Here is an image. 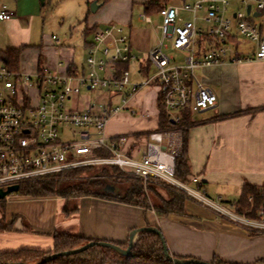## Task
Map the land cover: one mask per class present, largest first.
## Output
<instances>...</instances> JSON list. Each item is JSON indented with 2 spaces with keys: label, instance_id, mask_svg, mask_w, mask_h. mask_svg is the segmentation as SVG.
<instances>
[{
  "label": "crops",
  "instance_id": "0c3cea01",
  "mask_svg": "<svg viewBox=\"0 0 264 264\" xmlns=\"http://www.w3.org/2000/svg\"><path fill=\"white\" fill-rule=\"evenodd\" d=\"M94 2L98 8L92 13L90 5ZM145 3L148 0H0V10L5 6L15 14L9 21L0 20V53L22 48L18 72L24 74L64 73L69 67L82 70L94 33L120 25L133 53L145 59L154 49L153 43L143 27L147 23L136 21L132 10L133 4L144 8ZM47 8H61L64 14L54 26L45 15ZM183 17L191 19L188 14ZM147 65L139 62L130 67L132 83L149 76L142 71ZM3 66L0 58V69ZM196 71L201 74L196 77L199 82L218 97V105L192 114L188 178L199 177L212 199L232 207L244 185L264 188V62ZM129 93L130 87L108 93L109 103L113 105L114 99H120L122 105ZM158 101L155 86L142 89L129 99L126 110L116 115L121 116V130L116 131L111 122L108 125L110 138L128 137L125 150L137 159L142 157L145 135L158 129ZM109 191L115 193L114 188ZM159 198L155 196L152 202L159 204ZM14 199L6 201L15 218L14 230L8 233L34 231L44 235L47 241L33 250L52 251L56 234L114 244L129 243L133 237L136 243L142 236L140 229L155 227L162 232L169 253L181 260L212 264L215 258L233 264H258L264 260V231L248 230L191 201L186 204L185 216L159 218L154 209L95 197L79 198L75 208L68 211L66 201L58 197ZM27 221L29 227L25 225Z\"/></svg>",
  "mask_w": 264,
  "mask_h": 264
},
{
  "label": "built area",
  "instance_id": "2783aa9c",
  "mask_svg": "<svg viewBox=\"0 0 264 264\" xmlns=\"http://www.w3.org/2000/svg\"><path fill=\"white\" fill-rule=\"evenodd\" d=\"M232 3H239L242 9L230 18ZM201 12L203 17H199ZM183 14L191 19L186 20ZM158 15L162 40L145 59L133 53L123 27L110 25L94 33L82 70L69 67L64 73L40 71L31 75L13 72L5 65L0 69V190L55 180L74 170L118 168L139 180L145 189L160 185L248 230L264 231L263 211L260 220L247 219L227 210L221 200L212 199L199 177L185 182L177 179L181 132L150 134L141 159L127 154L128 137L110 138L107 134L111 119L126 110L129 99L151 86L158 89L159 101L176 125L186 110L199 113L215 108L218 97L199 82L195 71L264 62V0H186L180 5H164ZM14 16L5 6L0 10L1 21ZM138 20L152 23L144 10ZM200 20L211 25L207 32L198 28ZM199 37L206 38L200 50ZM165 41L186 53L183 65L165 55ZM139 62L152 66L155 73L132 83L130 68L124 66ZM128 87L131 93L122 105L109 103L101 114L68 106L84 90L119 93ZM66 132L71 133L69 140L62 138Z\"/></svg>",
  "mask_w": 264,
  "mask_h": 264
},
{
  "label": "trees",
  "instance_id": "16d2710c",
  "mask_svg": "<svg viewBox=\"0 0 264 264\" xmlns=\"http://www.w3.org/2000/svg\"><path fill=\"white\" fill-rule=\"evenodd\" d=\"M186 0H150L144 4V11L147 15H158L164 5L172 3H183ZM205 37L197 39V49H201ZM23 49L10 48L0 53V58L4 65L13 72L19 71V62ZM125 69L130 66L125 65ZM150 66L147 65L142 71L149 74ZM158 129L156 132L178 131L182 133V149L176 159V177L185 182L190 176V165L188 157L189 130L193 125L191 110H186L182 114L180 124H174L167 116L164 106L158 101ZM264 109V108H262ZM152 134V133H151ZM150 134L145 135L147 138ZM95 177H98L95 179ZM59 181H42L37 183L21 185L19 192L15 195L29 198L58 197L68 202L70 199L83 197H95L123 203L125 205L143 208L145 210L154 209L159 218L170 216H185V207L189 201L185 196L169 189L167 197L161 198L156 194L152 185L144 188L143 184L130 176H127L118 168L101 169L85 168L64 173ZM109 188L115 189V193L107 192ZM147 191H152L158 198L159 204L151 203ZM3 207L6 200H0ZM5 208V207H4ZM233 212L239 216L251 220H260L259 213L264 212V188L246 184L242 188V193L234 204ZM65 211L68 208L65 206ZM15 221L9 223L5 219H0V232H12ZM160 231V230H159ZM161 232V231H160ZM162 233V232H161ZM163 236L153 232H145L135 243L131 254L125 256L114 249L95 245L94 247L70 256L59 257L55 261L47 264H173L168 261L163 249ZM91 242L84 238L69 235L56 234L54 236V248L52 251L44 252L33 249H22L19 251L3 252L0 254V264H40L44 259L63 252L79 250ZM120 249L128 248L129 243L115 244ZM178 259V258H177ZM181 260V259H179ZM193 260V259H191ZM201 262V261H200ZM195 264V263H189ZM213 264H233L215 258ZM264 264V260L258 262Z\"/></svg>",
  "mask_w": 264,
  "mask_h": 264
},
{
  "label": "rangeland",
  "instance_id": "374dc122",
  "mask_svg": "<svg viewBox=\"0 0 264 264\" xmlns=\"http://www.w3.org/2000/svg\"><path fill=\"white\" fill-rule=\"evenodd\" d=\"M95 3V2H94ZM92 3L90 5V10L92 12ZM174 4H179V3H174ZM143 5H138V4H133L132 10H133V17H135V20L137 21L139 15L143 12ZM242 8L240 7L239 3H232L229 7V15L228 17L232 18L233 14L237 12L238 10H241ZM93 13V12H92ZM46 17L52 22V26L55 25V23L60 19V17L64 16L62 9L55 8H47ZM204 13L201 12L199 17H203ZM152 23L151 24H144L143 27H145L148 32L150 33L151 40L153 43V47L156 48L160 44L162 40V31L158 28L162 24L161 17L159 15H152L150 16ZM186 20H189L190 18L187 17L185 18ZM258 22H261L262 19L259 18L257 19ZM198 28L208 31L211 27L210 24L205 23L203 21H198L197 22ZM120 26V25H119ZM50 27V26H49ZM122 27V26H121ZM76 29V27L73 28V30ZM52 31V29H49ZM235 32V29H234ZM51 33V32H50ZM60 35V34H59ZM244 50L247 49L246 46L242 47ZM163 51L165 55L169 58H173L175 61V64L183 65L184 60L186 58V53L174 49L172 46V43L170 41H165V46L163 48ZM155 73V70L152 66H150L149 69V75H152ZM195 76L200 78L201 74L196 71ZM109 92L107 90H95V91H87L84 90L82 93L77 97L74 98L73 102L68 104L69 107H74V106H79L80 110L85 111L88 108L92 111V113L95 114H101L102 107L106 106L109 104ZM114 106H120L121 101L120 99H117L113 101ZM94 106V107H92ZM120 115L113 117L111 122V126L117 131L121 130L122 125H120ZM71 137L70 132H66L65 134H62L63 140H69ZM182 147V146H181ZM109 168V167H107ZM95 169H101V168H95ZM60 179H55V181H59ZM52 181V180H50ZM153 188L156 190V194L162 196L163 198L167 197V190L164 189L162 186L158 185H152ZM107 192H110L107 190ZM149 201L152 203V200L154 202V194L152 191H147ZM22 196H18L15 194H12L7 197L6 201L10 200L11 198L20 199ZM46 198H51V197H46ZM66 201V200H65ZM190 201V200H189ZM193 202V201H191ZM7 203V202H6ZM78 203V199H70L68 202L66 201V207L69 209L75 208L76 204ZM225 208L229 211H233L232 207L229 205H225ZM5 207V208H4ZM3 207V204H0V219H5L7 222L11 223L13 222V217H11L14 213L11 207H8V205L5 204ZM29 221L25 223L29 227ZM44 235H40V233L34 232V231H29V232H20V233H6V232H0V253L2 251H18L19 249L26 248V249H37L35 247H39V245H42V242L45 243L47 241L46 237H43Z\"/></svg>",
  "mask_w": 264,
  "mask_h": 264
},
{
  "label": "water",
  "instance_id": "95a60500",
  "mask_svg": "<svg viewBox=\"0 0 264 264\" xmlns=\"http://www.w3.org/2000/svg\"><path fill=\"white\" fill-rule=\"evenodd\" d=\"M98 8L97 2H95L92 5V12H95ZM250 11V7H248V12ZM20 187L19 186H12L9 187L7 190H0V200H6L8 196L12 195V194H17L19 192ZM139 232H141L142 234L145 232H153L156 233L160 236H163L162 233L155 227H150V228H142L139 230ZM95 245H99L101 247H107V248H111L116 250L117 252H119L122 255L125 256H129L131 254V251L135 245L134 242V238L132 237L129 241V246L127 249L122 250L120 249L118 246H116L114 243H109V242H91L88 243L86 246H84L83 248L79 249V250H74V251H69V252H63V253H59V254H53L49 257H47L46 259H44L40 264H47L50 263L52 261H55L57 258L59 257H65V256H70V255H75L81 252H84L92 247H94ZM163 249H164V253L166 255V258L168 259L169 262L173 263V264H189V263H195V264H212V263H207V262H200L197 260H179L175 257H173L168 250L167 244L165 242V240L163 241Z\"/></svg>",
  "mask_w": 264,
  "mask_h": 264
}]
</instances>
